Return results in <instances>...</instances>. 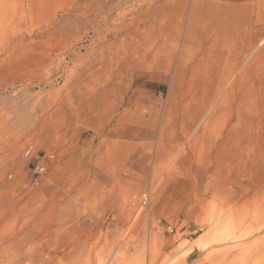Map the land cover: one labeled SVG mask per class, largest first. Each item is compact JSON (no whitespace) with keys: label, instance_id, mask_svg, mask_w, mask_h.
<instances>
[{"label":"bare ground","instance_id":"6f19581e","mask_svg":"<svg viewBox=\"0 0 264 264\" xmlns=\"http://www.w3.org/2000/svg\"><path fill=\"white\" fill-rule=\"evenodd\" d=\"M207 1L142 0L137 9L123 11L112 21L113 9H120L123 0H90L77 4L78 13H70L65 26L54 22L30 41L23 32L15 34L16 63L13 74L4 78L5 86H41L38 81L54 46L70 30L90 22L97 10L104 12L100 19L94 16L97 37L87 49V60L78 63L55 92L53 108L33 125L44 122L48 133L55 125L65 127L66 135L76 139L66 154L51 141L46 151L13 143L12 116L25 105L15 101L10 106L12 98L2 100L11 111L0 113V264H38L45 252L52 253L46 264H79L74 255L104 229L136 230L131 226L134 219H128L148 191L153 203L187 204L194 184L195 198L200 199V181L205 183L212 170L219 181L239 164L247 181L234 182L236 188L244 194L264 187V0H216L215 11L206 15ZM227 20L234 25L236 40L230 48L222 41ZM102 23L106 27L98 31ZM46 34L51 44L36 49ZM5 62L0 77L12 69ZM145 76L167 80L164 107L162 101L151 104L141 95L139 84ZM16 117L21 120L20 114ZM41 152L50 158V167L39 164L35 171L42 175L41 182L57 187L47 207L53 217L46 223L45 237L43 214L38 213L44 200L35 209L32 201L34 192L47 186L34 190L25 175ZM67 154L69 158H63ZM62 159L67 160L63 167L50 173ZM100 194L99 209L83 210ZM222 214L218 240L237 243L245 238L247 234L237 235L235 219ZM125 243L120 248L124 252L137 248L132 241ZM156 247L152 236L148 248L154 253ZM96 262L94 255L85 264Z\"/></svg>","mask_w":264,"mask_h":264},{"label":"rangeland","instance_id":"374dc122","mask_svg":"<svg viewBox=\"0 0 264 264\" xmlns=\"http://www.w3.org/2000/svg\"><path fill=\"white\" fill-rule=\"evenodd\" d=\"M141 1L123 0V6L120 9H113L110 15L111 20L117 19L119 13L128 11L130 8L135 7L137 9ZM89 2L90 0H0V61L3 60L2 63L0 62V66L6 61L7 69H11L16 63L15 53H12L14 52L12 42L15 41V34L23 32L26 34V41L35 39L34 37L38 33L44 32L47 26L54 22H60L61 26H65L67 16L70 13L71 15L78 13L77 4ZM216 7V0H208L204 13L206 15L211 14ZM95 15H98L97 19H100L104 16V12L97 10L92 15L90 22H84L70 30L68 36L64 37L60 44L54 46L53 56L44 65V73L40 78L41 81H38L41 86L30 85L27 88H21L17 85L14 89L9 86L6 87L4 78H7L8 74H13V68L11 71L7 70L6 74L4 73L5 76L1 74L0 113L9 115L11 111L7 104H3V99L12 98L14 101L10 106L15 101L25 105L24 111L17 112L21 115V120L16 119V112L13 113L14 117L10 115L16 122V129L11 135L13 143L21 141L19 145H26L28 150L30 147L31 151L39 147L46 151L44 146L48 141H51L52 144L58 143L64 150L61 155L69 151V147L76 139L69 133L66 135L68 131L65 127L60 128L59 125H55L54 131L48 133L47 129H44V122L40 125H33L37 119L44 118L42 115L45 111L53 108L54 100L52 99L55 98V92L63 88L71 73H75L78 63L81 60H87V49L97 37V32L92 24L96 23ZM224 23L222 41L226 48H230L236 42L233 35L234 25L230 20ZM110 25L111 23L108 26ZM105 27L106 25L104 26L102 23L98 27V31L104 30ZM51 39L46 34L42 40L43 45L36 43L35 48L44 46L45 49L49 47ZM65 54L67 58L64 60ZM50 81L52 84L47 83ZM139 85L141 95L147 97L151 104L156 105L162 101L161 108L164 107L169 94L167 80L162 77L155 79L145 76ZM185 100L186 103L189 101L188 98ZM23 128L26 130L24 131ZM77 128L82 129L78 126ZM29 130H32L33 133L28 136L25 133ZM63 158H69V155L67 154ZM176 159L177 155H173L171 158L173 161ZM65 162H67L66 159L57 162L50 173H54L56 169L63 167ZM39 164L46 166L47 169L50 167V158L44 152H41L38 158L32 159L30 166L25 169V175H27L28 181H31L30 187L34 190L40 189L43 184L47 186L45 190L35 191L36 196H33L35 199L32 201V209H35L44 200L43 207L38 210V213L43 214L45 237L46 223H49L53 217L52 214H50L52 217L48 216L47 207L52 197V191L57 187L54 183L48 185L45 181L41 182L42 175L40 176L35 171ZM231 169L230 172L228 171L229 174H224L225 179L220 178L219 181L217 180L219 176L212 173L213 170L210 171L205 183L202 184L200 181V199L195 198V184L192 181L194 186L189 189L190 200L187 204L165 205L158 200L153 203L151 202V191H148L145 196L146 201L142 198L144 202L139 200L143 204L140 205V202H137L141 212L137 209L134 217L128 219L130 222L134 219L131 226L132 229L136 230L129 231L128 227L121 229L120 226L104 229L92 238V243L86 242V244L88 243L87 248L78 251L73 260L79 264H85L96 255L99 263L96 262L95 264H264V187L250 188L243 194L240 189L235 187L234 182L247 181L244 176V167L237 164L236 166L232 165ZM215 193L217 199L213 200L212 196ZM100 196L103 195L100 194L90 202L85 203L83 210L90 213L99 209L103 204ZM153 204L155 205L153 206ZM220 212H223L221 215L223 218L235 219L237 235L247 234L246 237L237 243L219 241L216 234L221 235L224 226V223L219 224ZM210 213L213 215L212 220L208 218ZM219 225L221 226L219 227ZM152 236H155L157 246L154 253H151L148 248ZM127 241H132V244L137 248L122 251L120 248L121 246L124 247ZM47 242L50 241L47 239ZM99 249L102 251L97 252ZM47 254L52 255V253L45 252L38 264H46V260L50 259Z\"/></svg>","mask_w":264,"mask_h":264}]
</instances>
